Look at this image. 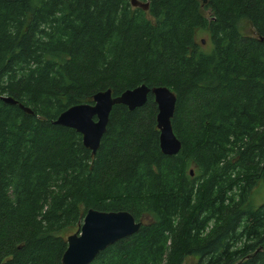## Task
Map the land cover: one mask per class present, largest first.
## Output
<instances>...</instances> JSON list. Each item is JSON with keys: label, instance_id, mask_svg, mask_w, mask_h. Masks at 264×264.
<instances>
[{"label": "trees", "instance_id": "trees-1", "mask_svg": "<svg viewBox=\"0 0 264 264\" xmlns=\"http://www.w3.org/2000/svg\"><path fill=\"white\" fill-rule=\"evenodd\" d=\"M136 1L0 0V264H62L90 208L140 227L89 264H264V0ZM141 84L174 92L176 154L151 93L112 106L95 153L53 123Z\"/></svg>", "mask_w": 264, "mask_h": 264}, {"label": "water", "instance_id": "water-1", "mask_svg": "<svg viewBox=\"0 0 264 264\" xmlns=\"http://www.w3.org/2000/svg\"><path fill=\"white\" fill-rule=\"evenodd\" d=\"M205 2L206 0H202ZM132 5L147 7L146 3L131 0ZM148 93L153 95L157 106L156 123L159 131V146L166 155L176 154L181 148V142L175 136L171 118L175 111L176 97L166 86L148 87L145 84L127 89L117 96H112L111 90L96 92L93 103H78L62 111L54 124L75 129L82 136L85 147L95 153L100 139L105 132L109 113L114 104H124L130 110L145 104ZM5 102L16 104L12 97L2 96ZM19 106L27 112L28 107ZM192 174V171L190 172ZM140 222L126 210L100 211L88 209L84 214L78 230L66 238L67 247L62 254V264H89L94 257L115 241L135 233Z\"/></svg>", "mask_w": 264, "mask_h": 264}, {"label": "rangeland", "instance_id": "rangeland-1", "mask_svg": "<svg viewBox=\"0 0 264 264\" xmlns=\"http://www.w3.org/2000/svg\"><path fill=\"white\" fill-rule=\"evenodd\" d=\"M241 29L245 34H250V35L254 34L253 28L247 22L242 23ZM197 32H198L196 35L197 41L204 40V42L202 43V47L204 49H207L206 51H210L212 48V42H211L209 33L200 31V30H198ZM253 200L255 201V205H259L264 201V183L263 182H260L259 185L255 188ZM76 231L77 229L75 228L72 230H69L68 235ZM182 264H197V260L193 256H187L184 259Z\"/></svg>", "mask_w": 264, "mask_h": 264}]
</instances>
